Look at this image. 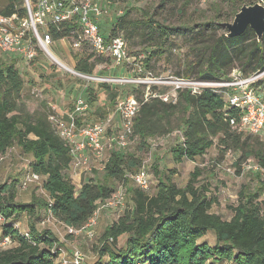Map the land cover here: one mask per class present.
Wrapping results in <instances>:
<instances>
[{
	"label": "trees",
	"instance_id": "16d2710c",
	"mask_svg": "<svg viewBox=\"0 0 264 264\" xmlns=\"http://www.w3.org/2000/svg\"><path fill=\"white\" fill-rule=\"evenodd\" d=\"M107 1L116 4L115 0ZM189 3L190 0H184L183 5ZM0 14L25 18V0H7ZM143 16L165 35L170 31L149 17L148 12H143ZM144 23V20L132 22L128 28ZM77 27V23L52 26L50 33L55 41L71 38V32ZM122 28L118 19L111 26L114 34ZM247 41L251 43L247 44ZM234 58L244 59V72H248L245 68L251 66L253 60L257 62L250 69L254 71L252 74L264 71V39L258 42L251 29L236 38H227L225 33L211 45L208 65L199 71L198 77L192 76L193 66L176 77L221 81L232 73L228 69L233 66ZM150 60H146V65ZM12 61L6 56L0 58V156L15 146L31 156V169L42 177V189L48 194L49 201L33 197L30 203L17 202L16 182L0 184V212L5 221L3 235L17 244L0 251V264H55L60 256V241L50 230L37 228L41 212L45 211L67 228L82 229L99 204L115 194L111 184L118 181L130 185L128 176L142 169V161L135 155L114 151L105 165L103 179L83 183L78 193L69 174L73 163L71 148L53 128L51 112L26 111L22 104L26 82ZM97 63L100 62L90 64L88 59H81L75 70L93 75ZM103 87L109 91L111 104H116L118 91L107 84ZM135 97L141 107L134 138L141 140L172 133L169 118L180 107L179 130L183 142L173 149L176 162L185 159L194 162L204 157L217 140L225 152L242 153L238 166L253 160L264 169V143L258 140L259 137L252 141L256 136L240 133L230 125L228 117L237 116V113L233 110L225 112L224 94L206 90L193 95L184 90L180 91L178 105ZM153 169L158 177L156 193L150 195L133 186L127 188L133 205L105 229L98 250L100 261L96 264H102L104 257L109 259L108 264H264V211L259 202L264 194V184L253 192L244 188L239 193L238 204L230 208L232 218L225 220L212 211L218 199L211 194L209 184H198L202 175L200 168L190 174L185 187H179L167 178L157 164ZM22 214L30 218L27 236L12 225ZM209 232L215 235L214 247L198 242ZM124 235H128L126 244L119 249L118 241Z\"/></svg>",
	"mask_w": 264,
	"mask_h": 264
},
{
	"label": "rangeland",
	"instance_id": "374dc122",
	"mask_svg": "<svg viewBox=\"0 0 264 264\" xmlns=\"http://www.w3.org/2000/svg\"><path fill=\"white\" fill-rule=\"evenodd\" d=\"M115 1L116 4L109 6L110 9L104 27L110 28L113 24L111 21L116 19L119 20V24L124 26V28L119 29L118 34L127 40L130 58L143 67L147 84H108L110 88L116 89L119 93L116 104H111L109 91L103 87V83L89 81L74 75L56 63L50 57V54H47L36 42L34 48L37 56L32 62L27 63L18 56H9V58L6 56L7 59L13 60V64L21 72L26 82L23 106L29 113L48 111L52 113V116L66 112L75 115L80 121V125L104 122L114 116L108 128L107 144L103 156L97 157L90 153L86 165L77 169L80 177H76L71 173L74 175L71 179L78 193L83 183L91 180L98 182L103 179L104 168L111 154L114 151H119L135 155L142 161V169L139 172L144 171L149 177L150 189L147 192L150 195H154L157 191L158 177L153 169L156 164L163 174L179 187H185L190 179V174L196 168H200L202 175L198 184L208 183L211 194L216 195L218 199V203L213 207V213L221 215L225 220H230L233 215L230 208L238 204L239 193L244 188L249 192L261 189L264 184V175L253 168L256 165L253 160H246L238 166L242 153L225 152L217 140L204 157L198 158L194 162L186 159L181 163L176 162L173 158V149L183 142V134L179 130V120L182 116L179 111L180 107L178 112L169 118V124L173 129L170 134L147 140L136 137L125 149H118L108 143L107 140L119 131L117 126L120 122L117 121L118 117L115 115L119 97L137 95L144 100L147 95L152 93L163 95L171 92L169 88L165 89L153 81L165 76L183 75L187 73L189 66L194 67L192 76L198 77L199 71L205 69L208 65L211 45L217 38L227 33L226 27L222 24L232 23L241 7L244 4L253 5L255 0H190L187 6L183 5L184 0ZM259 1L256 3H259ZM6 4L7 0H0V9L4 8ZM143 12H148L149 17L151 16L159 24L168 27L170 31L165 35L158 26L148 23L147 17L143 16ZM141 20H144L145 23L137 24L133 29L128 28L130 23ZM39 29L42 32V28L39 27ZM76 42H78V46L75 45ZM246 43L249 44L251 41ZM49 49L59 62L72 70L76 69L81 59H88L90 64L98 60L100 63H97L94 67L93 76L100 78L99 80L109 78L136 79L138 77L134 71V65L116 66L112 60L95 53L89 44L80 40L77 36L65 40H54ZM0 58H5V55L0 54ZM149 58L151 60L146 65L145 62ZM234 59L235 62L228 69V72L236 71L243 76L254 73L250 69L256 64L257 60H253L251 66L245 68L248 69V72H244L242 69L244 59ZM261 91L264 92V82L261 83ZM80 98L88 100L90 109L88 112L77 114L75 113L76 103ZM165 103L178 105V99L175 102ZM111 128L113 129L111 130ZM252 138V141H257V137ZM258 140L264 143V137H259ZM30 157L19 146L12 147L7 153L0 156V184L16 182L17 202L30 203L33 197L49 201V196L42 189V179L27 182L26 185L24 183L31 162ZM111 185L115 192L119 191L121 186L124 185L123 205L113 208L100 207L101 209L97 214V223L91 228L70 233L68 228L53 216L45 211L41 212L37 221V228L39 230H50L57 236L58 240L60 238V257L56 262L57 264H64V262L75 264L73 263V256L76 252L82 254L84 264H96L100 261L98 250L105 229L133 205L131 196L127 192L128 187H135L133 180L130 181V185L118 181L113 182ZM259 202L262 204L264 211V194ZM29 219L28 216L22 214L16 221L12 222V225L21 234L27 236L30 231ZM4 223L5 221L0 223V251L11 249L17 245L10 238L4 237ZM89 232H93V236H90ZM126 241L127 237L121 239L117 248H123ZM198 242L200 244L205 242L214 247L216 243L215 235L210 232L209 235ZM108 262L109 259L104 257L102 264H108ZM215 264L233 263L218 262Z\"/></svg>",
	"mask_w": 264,
	"mask_h": 264
},
{
	"label": "built area",
	"instance_id": "2783aa9c",
	"mask_svg": "<svg viewBox=\"0 0 264 264\" xmlns=\"http://www.w3.org/2000/svg\"><path fill=\"white\" fill-rule=\"evenodd\" d=\"M264 4V0L259 1ZM111 3L107 0H25L27 15L20 18L17 15L6 16L0 14V54L5 56H18L27 63L32 62L37 52L34 48L35 43H39L48 54L50 45L54 39L50 33L52 26L61 24L77 23V29L71 32V37L77 36L85 41L92 50L103 58L112 60L116 66L134 65V71L137 78L121 79H101L93 75H86L76 70L69 69L74 75L97 81L103 84L120 83L144 85L145 71L141 64L130 58L127 40L119 34H114L113 29L105 28L106 18ZM113 20V19H112ZM111 22H115L111 21ZM39 27L42 28V32ZM69 39V38H64ZM78 46V42L75 44ZM68 68V67H67ZM264 71L252 75L243 76L232 72L223 80H197L165 76L156 81L165 89H170L163 95H147L144 101L160 99L163 102H175L178 99L180 91L187 90L191 94H201L203 91L211 90L225 95V112L233 110L237 116L228 117L230 125L238 132L256 137H264V92L261 91V83L264 82ZM170 93H173L170 95ZM140 103L135 95L119 97L117 100L116 111L119 114L120 126L118 133L112 135L107 141L118 149L127 148L134 139V127L140 111ZM90 109L88 100L80 98L76 103L75 113L82 114ZM226 115H229L226 113ZM50 121L58 136L63 142L71 148L73 163L75 168L86 165L89 158L86 155L87 150L94 156L102 157L106 147V137L112 118L104 122H98L92 125L82 126L78 124L75 115H70L67 119L54 114L50 116ZM2 156V155H1ZM31 163V162H30ZM256 171L264 175V169L258 165L253 167ZM133 180L135 187L148 191L150 181L146 172L142 171L129 175ZM42 177L35 174L31 165L25 177L27 182L40 181ZM23 183V184H24ZM125 187L108 200L101 202L98 210L88 223L82 228L93 227L97 223V214L101 208H113L123 205ZM101 207V208H100ZM4 222L0 212V223ZM70 233L76 230L68 228ZM93 236V232H89ZM82 254L76 252L73 256V263L84 264ZM67 264V262H64Z\"/></svg>",
	"mask_w": 264,
	"mask_h": 264
},
{
	"label": "water",
	"instance_id": "95a60500",
	"mask_svg": "<svg viewBox=\"0 0 264 264\" xmlns=\"http://www.w3.org/2000/svg\"><path fill=\"white\" fill-rule=\"evenodd\" d=\"M222 25L227 29V38L240 37L247 29H251L258 42H261L264 39V5H243L232 23Z\"/></svg>",
	"mask_w": 264,
	"mask_h": 264
},
{
	"label": "crops",
	"instance_id": "0c3cea01",
	"mask_svg": "<svg viewBox=\"0 0 264 264\" xmlns=\"http://www.w3.org/2000/svg\"><path fill=\"white\" fill-rule=\"evenodd\" d=\"M53 43H54V42H53ZM116 108H117V107H116ZM58 115H59V114H58ZM115 115H117V117H118V120H117V121L120 122L119 114L117 113V111H116V114H115ZM59 116L64 117V118H65V117L67 118L68 116H70V114L64 112L63 114H61V115H59ZM113 117H114V116H111L110 118H112V120H113V119H114ZM89 125H92V124H89ZM82 126H87V125H82ZM115 126H117V125L115 124ZM119 126H120V124H119L117 127H119ZM112 129H113V128H111V130H112ZM90 153H91V152H90L89 150H87L86 155L89 157V156H90ZM91 154H92V153H91ZM30 158H31V161H32V160H33L32 157H30ZM71 173L74 174V175H76V177H77V176L80 177V175L78 174L77 168H75V166H73V165L71 166V169H70V171H69V174H71ZM72 174L70 175L71 178L74 176V175H72ZM77 174H78V175H77ZM43 191H44V190H43ZM44 192H45V191H44ZM45 193H46V192H45ZM46 194H47V193H46ZM47 195H48V194H47ZM209 234H210V232H209L207 235H209ZM207 235H206V236H207ZM124 237H127V238H128V235H124V236H122V237L119 239L118 244H119L120 240L123 239ZM59 240H60V238H59ZM59 257H60V256H59ZM58 259H59V258H58ZM58 259H57V261H58ZM57 261H56V262H57ZM56 262H55V264H57Z\"/></svg>",
	"mask_w": 264,
	"mask_h": 264
},
{
	"label": "bare ground",
	"instance_id": "6f19581e",
	"mask_svg": "<svg viewBox=\"0 0 264 264\" xmlns=\"http://www.w3.org/2000/svg\"><path fill=\"white\" fill-rule=\"evenodd\" d=\"M48 54H50V57L55 60L56 63H58L59 65H61V67H64L66 70L69 71L70 68H66L61 62H59L54 55H52V53L50 52V50H48Z\"/></svg>",
	"mask_w": 264,
	"mask_h": 264
}]
</instances>
